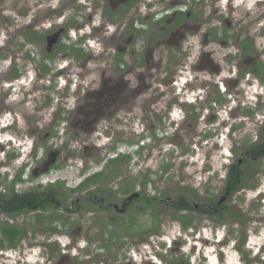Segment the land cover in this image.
Segmentation results:
<instances>
[{
  "label": "flooded vegetation",
  "instance_id": "af4514ba",
  "mask_svg": "<svg viewBox=\"0 0 264 264\" xmlns=\"http://www.w3.org/2000/svg\"><path fill=\"white\" fill-rule=\"evenodd\" d=\"M83 1L91 5L86 22L99 12V27L93 30L103 31L99 56L106 54L107 69L87 67L84 37L77 40L79 46L68 42L65 24L40 35L35 25L42 16L34 15L30 24L17 27L19 34L27 33L15 48L9 46L15 33L0 45L13 52L24 46L23 56L37 72L51 70L57 57L84 55L79 63L82 72L73 73L81 79L91 77L80 95L67 100L63 95L47 124L35 114L30 131L35 140L27 154L14 140L25 121L23 111H10L9 104L4 113L0 109V264H193L183 255L188 254L183 241L169 240L168 225L157 206L168 205L181 215L193 210L216 215L219 220L213 222L219 224L232 209L224 203L246 185L249 175L259 172L254 162L264 161V0ZM252 1L262 9L248 7ZM18 68L13 70L14 81L29 73ZM61 87L55 90L60 92ZM12 95L9 90L6 103ZM3 100L1 95L0 104ZM53 101L51 91L46 103L51 106ZM151 115L154 121L147 123ZM228 116L231 120L220 121L218 131L227 132L232 145L223 151L226 176L218 172L226 179L223 194L207 204L194 202L187 194L162 198L164 181L150 166L151 149L208 140L217 129L216 121ZM246 122L257 126L259 141L242 148L236 133H242ZM68 129L71 136L66 135ZM237 148H242L241 158L231 161ZM171 149L165 150V161L167 154L173 156ZM249 162L254 167L247 172ZM236 164L239 173L232 187L230 170ZM65 165L76 172L70 167L67 172H51ZM129 216L133 229L122 238L120 232L133 222ZM176 218L183 229L195 227L192 219ZM239 225L224 237L214 227L219 252L215 263L204 256L206 264L225 260L223 246L229 243L240 254L244 250L234 264H264ZM73 227L80 238L73 239ZM35 235H45L46 240L36 241ZM153 235H159L157 244Z\"/></svg>",
  "mask_w": 264,
  "mask_h": 264
},
{
  "label": "rangeland",
  "instance_id": "374dc122",
  "mask_svg": "<svg viewBox=\"0 0 264 264\" xmlns=\"http://www.w3.org/2000/svg\"><path fill=\"white\" fill-rule=\"evenodd\" d=\"M84 3H87V1L0 0V45H5L10 36L15 33V37L9 43V46H14L15 48L18 38H23L27 33V31H25L24 34H19L16 31L17 27L30 24L34 15L42 16L43 18H41L37 26L35 25V28L40 35L47 30L50 31L53 26L65 24L67 27V35L71 36L68 37V42L75 43V40L78 39H81L82 41V36L84 37L86 45L82 47L85 48L86 54L89 55L87 59L89 61L87 67L95 68V66H101L102 68L107 69L109 65L107 62H104L106 54L99 56L101 51L100 48L102 47L99 38L101 39L103 31L93 30V28L99 27V12H96L94 18H92L93 20L86 22L85 18L91 10L89 8L91 5L89 3ZM99 5L100 4L96 5V7ZM244 6L246 7V5ZM247 6H253L255 9H262L260 5L254 4V1L249 2ZM59 8L62 9L59 10ZM24 11L25 15H21ZM81 13H84L83 17ZM83 22L86 23L84 26L82 25ZM104 22L106 21L104 20ZM108 27H111V25H108ZM79 44L80 43H78V46ZM87 44H89L91 48H89ZM24 45H26V43ZM42 54L43 52L40 51V55ZM23 55H25L24 46L22 49L17 47L14 52L9 48L0 47V96H4L3 103L0 104V109L1 113H4L6 111L5 108L7 107L5 104H9L10 111H23L25 121L21 123V129L15 131L14 140L18 141L15 144L18 143L19 146H24L23 150L26 151L25 153L27 154V151L32 148L35 140L33 133H30L34 126L33 117H35V114L39 113L41 115V124L43 122L47 124L52 118V112L55 110L54 107L56 106L55 104L60 102L63 95H65L63 97L65 100L69 99L73 94L80 95L82 87L89 85L91 77L81 79L79 75L73 73L75 71L78 73L82 72L79 63L84 55L72 52L71 58L68 57L67 59H64L62 57H57L55 62L50 64L51 70L40 68V71L38 72L31 66L29 58H25ZM67 62H72L71 67L65 65ZM17 67H19V70H27L29 73L28 75H24L20 80L14 81L12 80L14 75L13 70H17ZM70 71L72 72L70 73ZM261 73L264 76V73ZM12 81H14L13 85L6 87L5 84H10ZM51 84L55 85L52 86ZM60 84L62 87L60 92H57L55 89L58 90ZM13 87L14 90L12 91ZM9 90L13 93L10 99L12 101L6 103L5 98ZM51 91L54 101L51 102L52 105L50 106L46 101ZM22 100H25L23 104L21 103ZM16 106L19 107L16 109ZM22 107L24 109H22ZM137 114L143 116L140 111H137ZM154 118L155 117L151 115L146 122H153ZM226 118L229 121L231 120L230 116H228L216 121L217 129L212 134V138L208 140L202 141L200 139V142H193V144H189L185 141L187 143V146L185 145L186 147L180 146V144L177 146L169 143L166 149L158 147L151 149L149 158L150 166L155 172H157V174L162 175L161 178L164 181L163 184L161 183V188L163 190L160 188L159 191V195H161L162 198L164 196L175 198L178 194L179 196L181 194H187L188 199H192L197 203L207 204L211 200V197L215 198L217 196V198L214 199L216 200L218 199V196L223 194L226 179H224V177L220 179L218 172L223 176H226L228 172V165H225L224 163L225 155L223 154V151H226L230 143H228L227 140V132L221 131L218 134V131L221 129L220 121L226 120ZM249 119L253 120V117L251 116ZM256 129L257 126L253 122L243 123V126H241L239 130L242 133H236L239 140H242V148L245 144L249 145L250 143H256L259 141ZM71 133V130H69L66 135L71 136ZM123 137L130 136L124 135ZM187 137L190 138L189 140L191 142L192 137ZM193 138L197 139L195 136ZM169 148H174L171 149L174 151L173 156L170 158V155L167 154L168 161H165V150ZM230 148H232L231 144ZM242 148H237L231 152L232 156H228L231 161L241 158L239 156L242 152ZM247 148L249 149L250 147ZM229 152L227 153L228 155ZM207 153H209V155ZM248 159L246 162L249 161ZM162 160L163 163L161 162ZM254 163H256V169L259 170V172L257 171L255 174L249 175L248 180L244 182L246 185L243 184L238 189V192L234 193L230 199L224 203L227 207L232 209L230 210V213L225 215V218L219 224L213 222L214 220H219V216L216 215H208V213L205 214L195 210L181 215L183 213H176L175 210L168 205L161 204L157 206L159 216L164 219L163 223L165 221L166 224H164L166 226L168 225L167 236L169 240L171 241L172 237H174L183 241L181 242V244L183 243V249H185L188 254H195V256L189 257L188 254L184 253L183 255L186 257L187 261L190 260L193 264L202 261L203 264H206L203 259V257L206 256L215 263V258H217L219 250L214 241V227L218 226V236L224 237L227 232L229 233L232 229H239L237 227H240V222L242 232L247 231L248 236L246 240H248V244L253 247V250H259L261 256L264 257V161L261 163ZM67 167H70L73 173L76 172V169L72 168L70 165H65L54 172H67ZM253 167V164L250 162L247 163L246 171L248 172V170ZM214 173H216V176L209 179ZM76 181H73V183ZM258 191L260 192L259 194H257ZM180 198H183V196ZM177 216H179V220L183 219V221L187 220L184 218L185 216L191 217L190 220H193L195 227L190 230L186 228L183 229L181 227L182 221L179 222L178 226V223L174 221L177 219ZM120 218L123 219L122 215H120ZM129 218L131 217L129 216L128 220ZM131 220L133 221V216ZM256 220L257 222H255ZM88 222L96 224V222L89 221V219ZM133 224L134 221L132 223L130 222V226L129 224H126L127 227L125 229L119 227L120 231L123 229L120 232L122 238H124V236H129V232L133 229ZM74 230H76V228L73 227L71 229L72 234L75 232ZM33 238H35L36 241L46 240L45 235H35ZM77 238H80V234H73V239ZM84 239L85 238H81V240ZM153 240H155L154 242L157 244L159 241V235H153ZM231 240H234V238ZM222 252L225 256V260H220L219 264H234L238 263L239 256L242 257L244 250H241L240 254V251L233 249L231 243H229L223 246ZM19 253L20 251H18L15 256ZM72 253L74 258L78 257L79 259L80 255L75 254V251H72ZM119 253L122 254L120 251ZM218 258L220 259L219 255ZM31 259L35 260L36 256H31ZM41 261L44 260L41 258Z\"/></svg>",
  "mask_w": 264,
  "mask_h": 264
},
{
  "label": "trees",
  "instance_id": "16d2710c",
  "mask_svg": "<svg viewBox=\"0 0 264 264\" xmlns=\"http://www.w3.org/2000/svg\"><path fill=\"white\" fill-rule=\"evenodd\" d=\"M238 167V164H236V165H233V167H232V169L230 170V182H229V184H230V186H234L235 184H236V182H237V177H238V173H239V171L236 169ZM181 201H183V198H181ZM179 207H184V208H186V209H189V208H191V206L189 205V204H181V203H179ZM181 217H183V216H181ZM187 220H190V218L191 217H185ZM191 221V220H190Z\"/></svg>",
  "mask_w": 264,
  "mask_h": 264
},
{
  "label": "clouds",
  "instance_id": "9594fccd",
  "mask_svg": "<svg viewBox=\"0 0 264 264\" xmlns=\"http://www.w3.org/2000/svg\"><path fill=\"white\" fill-rule=\"evenodd\" d=\"M75 43H80V42H78L77 40H75ZM229 155L227 154V157H228ZM60 168H56V169H53V170H51V172L52 173H56V172H54V171H57V170H59ZM77 175H78V173H77Z\"/></svg>",
  "mask_w": 264,
  "mask_h": 264
}]
</instances>
